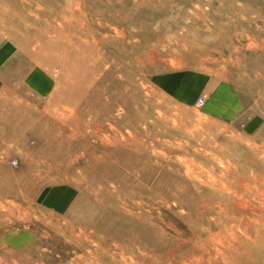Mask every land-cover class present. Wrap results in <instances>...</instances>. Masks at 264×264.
<instances>
[{"label": "rangeland", "instance_id": "rangeland-1", "mask_svg": "<svg viewBox=\"0 0 264 264\" xmlns=\"http://www.w3.org/2000/svg\"><path fill=\"white\" fill-rule=\"evenodd\" d=\"M55 32L68 47L92 50L87 90L98 98L56 103L52 90H70L65 67L38 66L14 38L39 35L31 55ZM7 51L13 54L0 63V76L18 71L0 79V110L25 109L34 126L2 123L0 264H264V229L214 226L211 241L196 209L225 184L230 193L214 194L231 196L245 220L262 212L264 0H0V58ZM18 58L25 64L16 65ZM90 105L105 112L91 114ZM118 150L125 153L119 159ZM132 156L141 159L135 164ZM18 175L16 195L5 193V176ZM140 185L151 191L146 223L136 218L143 208L131 212L126 198Z\"/></svg>", "mask_w": 264, "mask_h": 264}, {"label": "bare ground", "instance_id": "bare-ground-1", "mask_svg": "<svg viewBox=\"0 0 264 264\" xmlns=\"http://www.w3.org/2000/svg\"><path fill=\"white\" fill-rule=\"evenodd\" d=\"M76 10H77V7H76ZM2 26H4V25H2ZM73 34L75 35L74 32H73ZM14 38L17 39V43H18V45H20V50H22V52L24 54L28 55L27 57H29L30 59H33L35 62H37L39 64L38 66L41 65L42 67H45V69H47V67L50 66V64L61 62L62 65L65 67V69H66L65 82L68 85V87L70 88V90L67 93V95L60 94L58 96L55 94V91L52 90V96L54 98H56V100H55L56 103H60L61 101H65V102H68V103L79 104V103H82L83 101L86 102V100H88L89 98H92L94 100L95 98L99 97V93L98 92H89L87 90L88 87L93 82L92 74H93L94 71L92 70V68H93L92 64L96 65L95 63H96V60H97L95 55L92 53V50H90V49L89 50H87V49L84 50V49L79 48V47H75L74 48V47H72V45L69 46L70 47L69 48L68 45H67L68 41L64 42L63 38L61 36H58V34L55 32L53 36L51 35L49 38H44L43 42L41 41L40 47L37 48L36 50H34L33 53L30 55V53H29L30 51H28L30 43H32L34 41H37V39H39V35H35L34 34L33 36H29V35H27L25 33L24 35H21L20 37L15 36ZM6 53H7L6 55H4L3 57L0 58V63L1 64H3L5 61H7V59H9V57H11V55L13 54L12 51L11 52L7 51ZM22 63L25 64V61L24 60L21 61L18 58V61L16 62V65L17 64H22ZM94 68H97V66L94 67ZM17 71H18V66L16 68L12 67L11 69H9L8 72L6 71L7 72L6 74H2L0 76V79L3 80L4 78H6L7 80H10L11 77L15 76V73H17ZM38 73H39V70L36 72L35 76ZM40 78L41 79H39V80L41 81L42 86L44 88H47L48 85H49V83H48L49 80H48L47 76L46 75L42 76V74H41ZM1 97L2 96L0 95V98ZM90 106L92 107V105H90ZM93 108H94V106L92 108H90V111L92 112L91 114H96L97 113L98 115H101L100 114L101 111L105 112V109H102V108L101 109H96V108L93 109ZM24 111H25V109H24ZM24 111L20 110V108H19V110L14 111V112H17V113H15V114H13L11 116H7L6 114L2 113V111L0 110V135L2 133V135L4 136V134H3V132H5L4 125H3L4 124L3 123L4 120L11 121V122H18V124H20V125L24 124V125H27V126L31 125V127L34 126V121L29 116H26L27 113L24 112ZM38 126H39V123H38ZM49 126L50 125L48 124V122H42V129L43 130L49 128ZM17 134H18V132H14V133L10 134V139L14 140ZM162 135L167 136L168 134L166 132H163ZM1 136H0V143H4L5 142L7 144V140H5V139L3 140V136L2 137ZM72 150H74V149H71V153L73 152ZM248 152L250 153L251 151H248ZM248 152L247 151H241L240 153H242V154H238V155L239 156H245L246 155L245 153H248ZM124 154L125 153L123 151H121V150L115 151L113 153L115 158L118 157V159L122 158L124 156ZM234 157H237V156L234 155ZM77 159H78V157H77ZM81 159H82V157H81ZM81 159H80V161H81ZM140 159L141 158L137 159L136 156H132V162H135V164H137L138 160H140ZM76 160H71L70 164L72 165L73 163H76V164L78 163V165H79L80 161L77 162ZM106 161H108V162L111 161V158L107 159ZM179 162L181 163V161H179ZM180 163H179V165H180ZM191 165H193V164H191ZM32 167H34V165H32ZM53 167H55V169H59L57 166H53ZM249 171L250 170H248L247 167L242 166L241 174L244 175V178H247V176H248L247 174L249 173ZM103 175L104 174H100L99 176L102 178ZM78 176H79L81 181H86L87 183H90V184L93 182L90 179L89 180H87V179L85 180V178L81 174H79ZM5 177H7L8 180H9L6 183V184H9V185H6L5 193H8L11 196L16 195V193L19 190L18 188L20 186V183L23 182V180H20V175H18L16 177L17 179H14V176H12V177L5 176ZM189 177H188V179H189ZM202 177H203V175H202ZM223 179H225V178H223ZM10 180H13V181L15 180V182H12V184H10L11 183ZM192 180H195V179H192ZM16 182H18V183H16ZM250 182L253 183V184L256 183V182H253V181H250ZM100 183H108V182H106L105 179L103 178V180H101ZM244 184H245L244 181H240L239 180V182H238V187L239 188L238 189L240 191L245 190L244 189ZM262 185L264 186V182L261 183V186ZM89 186L91 187L92 184L89 185ZM209 187H211V186H209ZM213 188H215V187H213ZM115 191H116V189H115ZM214 191L217 192V193L218 192H220V193H223V192L230 193V190H228V187L225 184H220L218 191H216L214 189L210 190V194L207 195V197H205V198H201L200 199V203L198 204V207H196V209L199 211V214H200V219H199V222L201 224L200 228L203 229V227H205V229H208V231H210L209 235H208L209 236L208 240L212 241V239H214V233H213L214 232V226L217 227L218 229H220L221 231H228V230L233 231L237 227H239V228L243 227L245 229H249L250 227H252L251 225L258 226V227L264 229V193L258 191L257 195H256L258 200H259L258 204L260 205V208H261L262 212L260 214H257L255 216V218H253V219L245 220L246 219V217H245L246 213L244 211L237 210V208L239 207V204L235 205L231 196L226 195V194H225V196L222 195V194H214ZM221 191H223V192H221ZM104 194H106L105 196H103L104 198L111 200V197L108 195V194H110L109 191H104ZM150 194H151V191H150V189L148 187H143V185H140L139 186V190L137 192H134V193L131 192L129 195H127L126 198L129 199L128 203H129L130 211L133 212V211H136V210H141L142 208H143L142 209V211H143L144 208L147 206V204L149 205V203L146 202V201L151 199ZM235 195H237V197H239L240 199H243V197L240 195V192H238V191L235 192ZM155 198H157V196H155ZM171 199H173L175 201V205H177L178 207H181L183 209L191 208V207H189L190 204H184L183 200L180 197H176V198H169L168 196H163L162 197V201H164V202H167L168 200H171ZM191 199L194 200V198H191ZM207 200H209V201H207ZM194 202L196 204L195 200H194ZM111 206H112V204H111ZM216 209H218V211H216ZM254 209H256V208H254ZM131 215L132 216H136L135 213H132ZM145 216H146V211L145 212L143 211V212H141V214H139V216H136V218H137V220L139 222H141V223L145 222L146 223ZM148 224H149V222H148ZM232 224H234V225H232ZM185 229L183 230V234H181V235H185L186 234L187 229H186V231H185ZM202 229H200V230H202ZM184 231H185V234H184ZM155 232H158V234H162L157 229H155ZM238 232H240V231H238ZM148 235H149L148 234V230L142 231V237H147ZM230 237L233 240L235 239L234 234H231ZM261 239L263 240V244H264V235L261 237ZM262 240H258V241H262ZM126 260H128V259H126ZM203 261L204 260H202V262ZM130 264H131V262H130Z\"/></svg>", "mask_w": 264, "mask_h": 264}, {"label": "crops", "instance_id": "crops-1", "mask_svg": "<svg viewBox=\"0 0 264 264\" xmlns=\"http://www.w3.org/2000/svg\"><path fill=\"white\" fill-rule=\"evenodd\" d=\"M174 82H175V81H172V80L169 81L168 87H171V88H172L171 93H173V94L176 93V95H177V91L175 90V89H176L175 87H176L178 81H176L175 84H174Z\"/></svg>", "mask_w": 264, "mask_h": 264}, {"label": "built area", "instance_id": "built-area-1", "mask_svg": "<svg viewBox=\"0 0 264 264\" xmlns=\"http://www.w3.org/2000/svg\"><path fill=\"white\" fill-rule=\"evenodd\" d=\"M197 105H198L199 107H201V106L203 105V100H202V99L198 100Z\"/></svg>", "mask_w": 264, "mask_h": 264}]
</instances>
